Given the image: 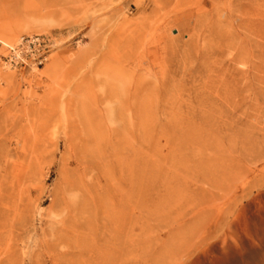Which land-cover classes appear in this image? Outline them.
I'll return each mask as SVG.
<instances>
[{
	"label": "rangeland",
	"instance_id": "374dc122",
	"mask_svg": "<svg viewBox=\"0 0 264 264\" xmlns=\"http://www.w3.org/2000/svg\"><path fill=\"white\" fill-rule=\"evenodd\" d=\"M0 264H264V0H0Z\"/></svg>",
	"mask_w": 264,
	"mask_h": 264
},
{
	"label": "built area",
	"instance_id": "2783aa9c",
	"mask_svg": "<svg viewBox=\"0 0 264 264\" xmlns=\"http://www.w3.org/2000/svg\"><path fill=\"white\" fill-rule=\"evenodd\" d=\"M51 38L46 36L21 37L17 45L8 47L5 61L14 68L42 65L50 54Z\"/></svg>",
	"mask_w": 264,
	"mask_h": 264
},
{
	"label": "bare ground",
	"instance_id": "6f19581e",
	"mask_svg": "<svg viewBox=\"0 0 264 264\" xmlns=\"http://www.w3.org/2000/svg\"><path fill=\"white\" fill-rule=\"evenodd\" d=\"M5 34H6L7 36H12V31L8 30V31H6ZM19 39H20V38H19ZM19 39H18V41H19ZM18 41H17L16 43L12 44V45H6V47H13V46L17 45ZM53 68L55 69V68H56V65H54Z\"/></svg>",
	"mask_w": 264,
	"mask_h": 264
}]
</instances>
